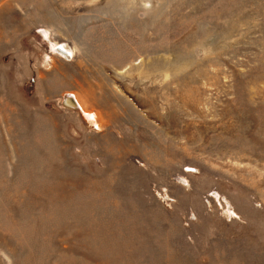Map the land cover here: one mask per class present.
I'll use <instances>...</instances> for the list:
<instances>
[{
    "label": "rangeland",
    "instance_id": "obj_1",
    "mask_svg": "<svg viewBox=\"0 0 264 264\" xmlns=\"http://www.w3.org/2000/svg\"><path fill=\"white\" fill-rule=\"evenodd\" d=\"M0 264H264V0H0Z\"/></svg>",
    "mask_w": 264,
    "mask_h": 264
},
{
    "label": "bare ground",
    "instance_id": "obj_2",
    "mask_svg": "<svg viewBox=\"0 0 264 264\" xmlns=\"http://www.w3.org/2000/svg\"><path fill=\"white\" fill-rule=\"evenodd\" d=\"M52 50L55 53H59V55H62L66 59H71L74 55V50L67 46V48L64 45L60 46H51ZM65 104L68 107L75 108L79 111L81 117L86 121V123L89 125V127L97 132H99L102 128L99 118L94 113H89L84 110L82 106L79 104V100L76 96L67 95L65 97ZM65 105V106H66ZM82 113V114H81Z\"/></svg>",
    "mask_w": 264,
    "mask_h": 264
}]
</instances>
